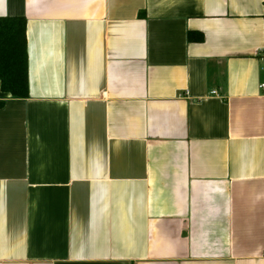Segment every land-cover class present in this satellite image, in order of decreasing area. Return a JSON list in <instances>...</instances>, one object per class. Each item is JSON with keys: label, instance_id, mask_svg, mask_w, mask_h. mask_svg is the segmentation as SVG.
Instances as JSON below:
<instances>
[{"label": "crops", "instance_id": "0c3cea01", "mask_svg": "<svg viewBox=\"0 0 264 264\" xmlns=\"http://www.w3.org/2000/svg\"><path fill=\"white\" fill-rule=\"evenodd\" d=\"M0 16L29 66L28 97L0 83V264H264V0Z\"/></svg>", "mask_w": 264, "mask_h": 264}, {"label": "trees", "instance_id": "16d2710c", "mask_svg": "<svg viewBox=\"0 0 264 264\" xmlns=\"http://www.w3.org/2000/svg\"><path fill=\"white\" fill-rule=\"evenodd\" d=\"M27 20L24 16H0V83L2 91L16 98L29 95ZM200 40V34H190Z\"/></svg>", "mask_w": 264, "mask_h": 264}, {"label": "built area", "instance_id": "2783aa9c", "mask_svg": "<svg viewBox=\"0 0 264 264\" xmlns=\"http://www.w3.org/2000/svg\"><path fill=\"white\" fill-rule=\"evenodd\" d=\"M261 87L264 88V83L261 84ZM212 93L216 94L217 90H214Z\"/></svg>", "mask_w": 264, "mask_h": 264}]
</instances>
